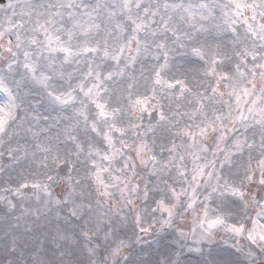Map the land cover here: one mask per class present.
Returning a JSON list of instances; mask_svg holds the SVG:
<instances>
[{"label": "clouds", "instance_id": "clouds-1", "mask_svg": "<svg viewBox=\"0 0 264 264\" xmlns=\"http://www.w3.org/2000/svg\"><path fill=\"white\" fill-rule=\"evenodd\" d=\"M261 237L264 0L0 2V264H264Z\"/></svg>", "mask_w": 264, "mask_h": 264}, {"label": "snow or ice", "instance_id": "snow-or-ice-1", "mask_svg": "<svg viewBox=\"0 0 264 264\" xmlns=\"http://www.w3.org/2000/svg\"><path fill=\"white\" fill-rule=\"evenodd\" d=\"M60 51H64V52H67L68 50L67 49H65V48H60L59 49ZM103 114V113H102ZM262 239H264V237H261Z\"/></svg>", "mask_w": 264, "mask_h": 264}, {"label": "water", "instance_id": "water-1", "mask_svg": "<svg viewBox=\"0 0 264 264\" xmlns=\"http://www.w3.org/2000/svg\"><path fill=\"white\" fill-rule=\"evenodd\" d=\"M0 2H2V0H0Z\"/></svg>", "mask_w": 264, "mask_h": 264}]
</instances>
